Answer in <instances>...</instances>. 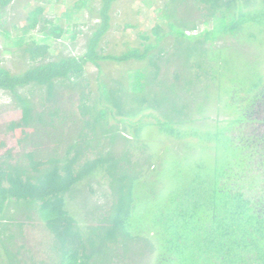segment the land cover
<instances>
[{
    "label": "trees",
    "instance_id": "obj_1",
    "mask_svg": "<svg viewBox=\"0 0 264 264\" xmlns=\"http://www.w3.org/2000/svg\"><path fill=\"white\" fill-rule=\"evenodd\" d=\"M10 1L0 0V30L4 35L7 30L2 28V18ZM116 1L100 0L99 8L90 10L97 21L79 56L59 54L51 59L50 44L45 40L18 39L16 45L27 62L26 68L13 73L2 65L0 57V90L12 100L13 110L5 124V139H0V148H4L0 153V264H33V258L29 263L22 257L24 244L19 241L31 211L44 223L51 238L46 263L118 264L143 240L155 252L152 264H264V211L254 209L242 188L230 187L226 182L233 167L244 165L245 155H240L239 146H234L225 133L215 135L213 165L203 160L181 168V159L189 158V148L195 145L184 142L182 150L157 153L148 151L142 140L144 127L150 125L156 127L157 133L174 138L192 136L191 130L178 127L184 125V119H190L188 112L192 108L179 90L190 93L188 88L195 85L208 98L214 80L220 94L223 82L231 79L244 86L246 93L255 91V98L260 87L264 93V77L255 70L253 55L247 56L237 70L232 51L230 59L228 53L224 54L225 59L221 52L224 47H213L212 41L206 43L243 28L249 30L250 42L254 37L252 25L264 30V0H258L250 9H244L249 0H167L160 10L168 31L155 24L151 29L153 37L140 35L144 39L142 46L110 52L104 50L102 42L110 29L111 9ZM84 2L79 0L76 7ZM181 6L202 7L204 23L216 18L221 22L218 28L186 34L198 28V19L182 13ZM65 15L69 16V12ZM24 20L21 27H16L23 35L37 30L46 39L58 40L68 30L45 17L41 5L28 10ZM168 36L172 39L168 40ZM208 45L212 51L220 50L219 54L211 53ZM130 60L140 67L113 84L98 80L97 96L91 101L92 90L81 82L85 65L91 63L100 72L101 62ZM161 63L179 64L181 69H175L169 80L160 74ZM182 71L188 75L180 76ZM127 78H131V89L125 86ZM237 86L231 85L226 93L235 94ZM60 88L69 92L77 89L78 132L71 142L60 144L62 140L55 138L54 145L41 148L44 135L52 128L58 130L62 119L73 114L63 109ZM149 116L155 121L144 120ZM110 118L121 125L110 124ZM243 119L240 114L230 124ZM102 140H107L108 147H101ZM119 140L123 147L116 152L113 144ZM24 145L30 146L21 152L25 160L14 157L13 152ZM137 152L143 153L142 161ZM146 164L153 166L149 179L144 178ZM97 174L107 181L109 202L92 219L94 223L83 227L70 212L68 199L75 198L76 185L83 181L93 191L90 181ZM147 200L153 206H149L150 215L144 208ZM82 202L92 214L101 206L91 205L86 199L79 203ZM19 213H24L25 219L19 218ZM40 262L44 264L43 259Z\"/></svg>",
    "mask_w": 264,
    "mask_h": 264
},
{
    "label": "rangeland",
    "instance_id": "obj_2",
    "mask_svg": "<svg viewBox=\"0 0 264 264\" xmlns=\"http://www.w3.org/2000/svg\"><path fill=\"white\" fill-rule=\"evenodd\" d=\"M79 0H11L7 5L2 18V28L7 30V35L0 30V57L2 65L7 67L11 72L17 73L24 70L27 66L25 59L16 45L18 39L22 41L35 39L38 42L45 40L50 44L49 58L53 59L59 54H68L79 56L84 52V43L87 34L90 32L91 27L97 21L94 14L90 13V10L96 11L99 8L100 0H84V5L76 7ZM167 0H117L111 9V26L102 42L105 51L120 52L125 50L128 46H142L144 39L140 37L141 34H149L153 37L151 29L155 24H160L163 31H168V24L165 18L161 16L160 10L163 3ZM245 3V0H242ZM258 0H249L247 6L244 9H250L257 5ZM191 4V2H190ZM35 5H41L44 7L45 17L51 18L55 23H61L68 29L64 35L58 40L46 39L37 30H31L27 34H22L16 27H21L25 20V15ZM180 11L184 14H189L190 17H196L198 28L194 31H186V34H195L203 32L204 30H211L212 28H218L221 22L219 18L211 19L208 22H202L201 12H204L202 7L192 9L190 7H180ZM65 12H69V16L65 15ZM258 25H252L250 30L254 33V37L249 42L247 40L248 29L243 28L241 31H237L236 34H225L211 40L213 47H224L222 49V55L233 52L232 63L240 70L241 65L245 63V58L249 55H253L255 58V70H259L264 77V30ZM172 36H168V40H171ZM168 43H171L169 41ZM185 45V44H184ZM180 48H183V46ZM207 48L211 53L219 54L220 50L212 51L208 45ZM185 50V49H184ZM232 51V52H229ZM184 55L186 53L184 52ZM195 57L191 59L194 61ZM226 59L227 57L224 56ZM240 66V67H239ZM140 67L139 63L130 60L123 63H116L113 61L101 62V70L91 64L87 63L82 73L83 78L81 82L87 84V87L92 90L90 99L96 98V88L98 80H105L108 84H113L114 80H118L121 77L126 78L132 75ZM224 67V66H222ZM243 68V67H242ZM180 71L181 66L179 64L162 65L161 63V76L172 80V74L174 70ZM229 70L230 68H225ZM194 68L191 69V71ZM180 76L188 75V73ZM240 73L244 74V70ZM232 76V74H229ZM184 78V77H183ZM182 78V79H183ZM255 78V77H254ZM183 80H186L184 78ZM131 78H127L124 83L126 88L131 89ZM224 81V80H223ZM225 80L223 87H221V93L217 94L215 85L216 80L212 82V86L208 92L210 96L204 98L202 92L195 85L189 87L190 93L187 90H179L178 94L187 101L190 102L192 108L188 112L190 119H184L183 126H178L180 129L191 130L192 136L189 135L186 138L178 139L172 136L165 135L163 133H157L154 125L145 126L142 131V140L147 144L148 151H157V153H163L165 149L176 151L182 150L184 142L193 144L191 156L181 159V168L189 166L188 164H197L199 161L205 160L209 165H213V150L214 142L213 136L222 134L230 137L234 146H239L240 155H245L244 165L233 167V171L226 179V182L230 187H239L245 192V195L250 198L252 206L255 210L261 212L264 211V93L262 87L258 90V96L256 92L246 93L244 86ZM182 80L178 79V83ZM211 82V81H210ZM231 85L238 87L235 94L226 93L227 89ZM78 88V87H77ZM61 94L64 95V100L61 102L63 109L66 112H72L69 118L62 119L58 126V130L50 129V133L44 135L41 148H49L54 143L52 141L55 138L62 140L60 144H64L67 141L71 142L79 127V121L77 120V89L74 92H69L65 88H60ZM209 89V88H207ZM199 91V92H198ZM38 97L37 92L34 95ZM12 100L8 94L0 90V139H5V124L9 118L12 110ZM155 114L157 112L155 111ZM243 114L244 119L235 124L233 118ZM160 116V115H159ZM147 122H154L155 119L152 116L144 118ZM110 124L121 125L116 123L113 118L109 119ZM226 129L223 132V129ZM38 136V135H37ZM36 136V139H37ZM130 137L129 133L127 135ZM205 138V139H203ZM210 138V139H207ZM207 139V140H206ZM141 140V141H142ZM8 142V141H7ZM197 145V146H196ZM100 147V146H99ZM101 147H108L107 140H102ZM123 147L122 140L116 141L113 144V148L116 152H120ZM195 147V148H194ZM30 146L24 145L23 149L15 150L14 157L21 156V152L29 150ZM63 149V146L60 147ZM4 148H0L2 153ZM45 151V150H44ZM47 150L45 153H47ZM141 157L142 152H137ZM181 154V153H180ZM22 157V156H21ZM137 157V155H135ZM161 160V154L158 156ZM23 158V157H22ZM23 160H25L23 158ZM188 160V161H187ZM142 161V157H141ZM155 163L157 162L154 157ZM146 171L145 177L150 178V174L153 173V166L144 165ZM159 170V169H158ZM143 178V179H144ZM93 191H90L89 186L83 181L76 185L77 191L74 193L75 198L68 199V208L70 212L78 219L79 223L85 227L92 221L95 215H98L101 208L105 207L109 202L110 189L108 187L105 177L102 175H95L90 181ZM168 186V184H167ZM145 191L147 188H144ZM148 191V190H147ZM73 194V195H74ZM83 199H86L89 204H100V208L95 210V214L88 213L84 203H79ZM160 199V197H159ZM158 201V199L156 200ZM87 203V204H88ZM151 201L147 200L144 203V208L147 210V215H150L152 208ZM155 205V203H154ZM94 206V205H93ZM153 207V206H152ZM155 208V207H154ZM22 213V212H21ZM17 216L24 218V213ZM152 215V214H151ZM147 217V216H146ZM148 220V219H147ZM147 222H145L146 224ZM22 235L19 241L24 244V248L21 250V255L30 263L33 258V264H42L40 261L43 259L44 264L47 259V245L51 238L49 237L44 223L39 219L34 211H31V218L25 220L24 227L22 228ZM150 232V231H148ZM151 233H149L150 235ZM139 240V239H138ZM138 247L121 261H117L118 264H152L155 252L148 249V244L143 240L137 245ZM52 254V253H51ZM53 255V254H52ZM2 259H0L1 261Z\"/></svg>",
    "mask_w": 264,
    "mask_h": 264
}]
</instances>
